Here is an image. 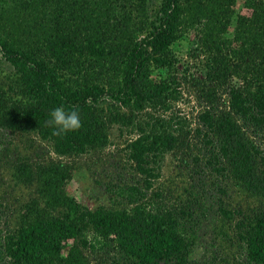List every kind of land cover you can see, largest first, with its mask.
Here are the masks:
<instances>
[{"label": "trees", "instance_id": "16d2710c", "mask_svg": "<svg viewBox=\"0 0 264 264\" xmlns=\"http://www.w3.org/2000/svg\"><path fill=\"white\" fill-rule=\"evenodd\" d=\"M192 30L199 78L189 65L180 70L176 51ZM0 63L11 71L0 72V130L35 133L71 156L104 148L114 125L126 127L134 132L128 160L142 175L116 190L128 206L90 208L57 191L60 161L18 155L13 179L36 193L0 235L7 264H91L89 250L98 247H113L118 264H195L196 233L187 224L203 196L185 188L167 205L165 190L153 187L166 153L199 163L193 136L205 168L264 200L256 142L264 139V0H0ZM183 81L206 103L194 128L176 109L169 118L156 113L176 108ZM57 106L78 110L82 127L57 135L49 124ZM237 226L248 264H264V207Z\"/></svg>", "mask_w": 264, "mask_h": 264}, {"label": "rangeland", "instance_id": "374dc122", "mask_svg": "<svg viewBox=\"0 0 264 264\" xmlns=\"http://www.w3.org/2000/svg\"><path fill=\"white\" fill-rule=\"evenodd\" d=\"M237 8H242L241 2L237 4ZM195 37L196 31L192 30L189 39L181 40L176 51L181 59L180 70L183 71L185 64L189 65L191 73L199 78L202 77L199 67L201 57L191 55L196 46ZM0 72L4 75L11 73L5 63H0ZM183 82L187 85L182 84V97L176 101V108L170 111L159 109L156 113L169 118L176 109L179 114L187 116L190 127L194 128L206 103L191 81ZM222 89L218 92L219 100L226 107L228 89ZM133 136L134 132H130L126 127L114 125L110 131V142L104 148L81 155L60 156L53 151L48 141L35 133L0 130V235L3 236L14 227L15 214L20 205L36 193L34 187L18 184L13 179L11 165L18 155L23 154L33 160L60 161L62 174L54 184L57 191L70 203H80L90 208L125 207L129 205L127 198L119 195L116 190L125 183H135L136 180L142 179V175L133 169L126 152L127 141ZM198 139L194 136L191 138V148L193 153L199 155V163L191 161L189 156L185 157L184 162L181 159L182 153H166L159 160L157 170L160 176L154 180L153 187L156 190H165L163 194L167 205L176 203V195L185 193V188L203 196L196 207L198 213L192 216L189 222L191 224H187V227L193 228L196 233L190 257L192 261H196L195 264H248L237 224L252 210L264 207V200L248 195L232 181L222 178L210 168H205L203 165L206 156ZM256 142L264 149L263 137H257ZM218 187L225 189V192L219 191ZM169 190H173V193H169ZM220 203L232 211L231 217L223 218L219 210ZM89 255L91 264H118L115 260L119 255L113 247H98L94 251L90 249ZM7 261L6 258H0V264H7Z\"/></svg>", "mask_w": 264, "mask_h": 264}, {"label": "clouds", "instance_id": "9594fccd", "mask_svg": "<svg viewBox=\"0 0 264 264\" xmlns=\"http://www.w3.org/2000/svg\"><path fill=\"white\" fill-rule=\"evenodd\" d=\"M49 124L55 128L56 134L60 135L79 130L82 120L78 110L57 106L49 113Z\"/></svg>", "mask_w": 264, "mask_h": 264}]
</instances>
